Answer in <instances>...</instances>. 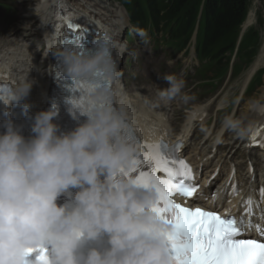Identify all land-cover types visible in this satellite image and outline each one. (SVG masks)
I'll return each instance as SVG.
<instances>
[{
	"label": "clouds",
	"instance_id": "clouds-1",
	"mask_svg": "<svg viewBox=\"0 0 264 264\" xmlns=\"http://www.w3.org/2000/svg\"><path fill=\"white\" fill-rule=\"evenodd\" d=\"M133 31L144 44L150 42L146 30ZM115 36L100 33L92 50L61 53L65 75L79 80L100 71L118 81ZM163 79L167 88L159 93L161 101L181 94L182 79ZM30 88L20 87L14 101L25 98ZM111 95L107 86L91 89L88 109L80 111L86 121L67 134H57L55 105L35 115L34 135L27 140L6 122L0 134V264H24L26 249L45 244L53 253L51 264H171L165 243L170 225L151 211L156 190L138 187L121 172L132 167L137 150L121 135L124 120L108 102ZM29 107L25 103L24 111ZM224 127L238 125L227 119ZM72 189L69 210L57 201ZM102 239L106 247L78 251Z\"/></svg>",
	"mask_w": 264,
	"mask_h": 264
},
{
	"label": "snow or ice",
	"instance_id": "snow-or-ice-1",
	"mask_svg": "<svg viewBox=\"0 0 264 264\" xmlns=\"http://www.w3.org/2000/svg\"><path fill=\"white\" fill-rule=\"evenodd\" d=\"M73 39L80 40L81 37ZM80 51H83L82 46ZM109 84L110 81L100 71L90 77L74 80L75 90L83 95L80 103L72 102L73 106L87 111V93L94 87ZM261 131L258 129L252 134L249 146L264 147ZM125 135L127 140L132 141L133 138L126 128ZM257 137L261 139L257 140ZM136 147H143L146 151L142 155L135 153L132 167L127 171L122 169L121 172L125 177L134 178L138 187H152L156 190L158 199L151 211L159 220L170 225V231L165 233V243L171 264H264V228L252 223L251 198L244 201L246 207L243 215L249 218L247 225L242 218L235 216L221 217L199 207H183L175 203L172 197L179 194L190 198L198 189L190 183L192 176L187 163L177 159L174 154L180 145L177 144L169 150L164 144L151 146L136 142ZM158 173H163V178ZM260 195L264 197V189L260 190ZM245 228H255L259 238H242L247 234ZM34 252L39 253L36 258L38 264H48L47 251L43 246L26 249L24 264H28L26 257Z\"/></svg>",
	"mask_w": 264,
	"mask_h": 264
},
{
	"label": "bare ground",
	"instance_id": "bare-ground-1",
	"mask_svg": "<svg viewBox=\"0 0 264 264\" xmlns=\"http://www.w3.org/2000/svg\"><path fill=\"white\" fill-rule=\"evenodd\" d=\"M19 4L29 6L25 9L27 10L25 14L26 20L23 21V24L20 22V25L15 24L9 27L12 31L6 32L4 42L0 45V48L2 49L6 44H10V41H14V38L17 36L29 39L31 42L36 41L38 37H43L46 43H48V47L42 51V61L47 60L49 55L48 51L52 48L54 35L59 31L63 19H71L74 22L77 20L78 23L83 22L97 31L101 29L110 34L116 33L115 39L119 43L121 39L120 35H118L120 33L119 31L122 29V24L128 21V15L124 8L120 4L116 7L112 6L109 0H20ZM253 18L254 10L248 14L244 25H249ZM34 23L36 24L35 27L33 26ZM3 51L4 53L2 55L0 54V70L2 73L7 74L4 78L5 80L14 79L15 77L22 78L25 76L26 84H31L30 79L34 81V83H38L42 79L38 69L42 68L43 63L34 61L33 58L36 57L35 52H30V49H27V51L23 49L20 51L21 55L17 56L14 52H6L5 48ZM114 51L115 57L118 59L122 53V49L117 46L114 48ZM261 64H264V48L259 53L253 65L254 69ZM45 68L44 72L49 73V66ZM43 80L45 82H40V91H37V84L31 86L30 92H32V101L38 99L39 103H42L46 94L45 91L48 87V74H45ZM114 89L117 90L119 105L122 104L123 108L129 111V114L134 118V122L141 126L151 121L145 110H136L132 107L135 100L131 101L130 94L127 90L123 89L118 81L115 83ZM143 89L146 91L145 87H143ZM147 90L150 89L147 88ZM141 106L142 104L138 107L140 108ZM242 106V109H237V118L233 119L238 125L235 129L233 141H242L244 145L249 129L257 123L264 125V111H262V109H264V84L260 88V92L256 99L253 101H246ZM207 110L208 107L203 103H198V105L194 106V108L188 112L186 118L181 122V128L176 138L186 142L189 134L192 133L194 122L204 117ZM156 114L158 119H160V124L158 125V129L151 131L152 134L159 133L162 126L166 127L167 130L169 129L165 113L160 112ZM224 124L225 123H222L219 128L218 135L220 132L227 130ZM263 181L264 179L260 177L256 183Z\"/></svg>",
	"mask_w": 264,
	"mask_h": 264
},
{
	"label": "trees",
	"instance_id": "trees-1",
	"mask_svg": "<svg viewBox=\"0 0 264 264\" xmlns=\"http://www.w3.org/2000/svg\"><path fill=\"white\" fill-rule=\"evenodd\" d=\"M125 1L124 4L129 5L132 17L142 21L149 18L155 28L160 26L168 31L169 41L176 44L188 41L201 8L200 27L203 28V38L199 43V49L215 61L216 67L222 63L220 56L233 50L238 28L245 18L248 2V0ZM255 37L256 34H248L242 40L241 48L254 44Z\"/></svg>",
	"mask_w": 264,
	"mask_h": 264
},
{
	"label": "rangeland",
	"instance_id": "rangeland-1",
	"mask_svg": "<svg viewBox=\"0 0 264 264\" xmlns=\"http://www.w3.org/2000/svg\"><path fill=\"white\" fill-rule=\"evenodd\" d=\"M19 1L20 0H0V33L3 31V27L7 29L9 28L11 24L20 25V22L23 24V21L26 20L25 14L27 10L25 9H27V7L29 6H24L23 4L20 5ZM125 2L126 1L124 0V3ZM111 3L112 5H115L114 0H111ZM247 3L249 5V9H251L250 12L254 10V12L256 13L255 16L260 15L261 13L264 12V0H248ZM5 6H9V10H7ZM127 7L129 8L128 4H127ZM253 20L251 21V23L253 22ZM35 25L36 24L34 23L33 26L35 27ZM260 30H262L261 27H260ZM262 35H263V42H264V29L262 30ZM39 40L42 41V39H39ZM43 50L44 49H42V51ZM197 64H198V61H196V59L193 57L192 51L189 50L187 53L181 52V53H178V55H172L171 59H169L168 55H165L159 67L153 69L154 72H152V74L154 73L155 75L158 76L156 79H154L155 82H158V81L160 82L161 80V79L159 80L160 76L165 77L167 75H173L177 79H182L184 81V88L182 89L181 94L177 96L175 99H173V102H171V105L174 108H176L177 110L180 109L182 115L187 114L186 109L190 108L191 105H194L198 102L207 101L211 99L210 98L211 96H213L214 91H210L207 86L201 87L200 85H198L199 81L197 80V76L194 75L192 77V74H194ZM251 66L252 64L249 65L248 69H245L239 72L238 74H234L231 77V79H228L229 75L220 76L222 77V79L217 82L216 87L220 86L219 88L220 90L223 88L224 89L220 93V95L215 99L212 105L210 106L209 117L211 119L217 114L216 108L219 102H222L223 105H226L228 103L227 99L231 98L232 96H234L233 101H236L237 95L241 89V85L245 80L246 74L251 69ZM188 72L191 74V77H187L189 76L187 74ZM214 76L215 75H213V72H208L205 78H210ZM160 84L164 89L167 88V84L164 81V79L160 82ZM142 91L146 93L144 90ZM259 91H260V87L252 95L250 94L249 96H245L240 101V103H244V101L246 100L256 99L255 97L258 95L257 92ZM217 92L214 95H217ZM241 107L242 106H240V108ZM223 116L224 115H222L221 117ZM231 134L233 135V133ZM208 142L210 143L213 142L212 137L210 138Z\"/></svg>",
	"mask_w": 264,
	"mask_h": 264
}]
</instances>
